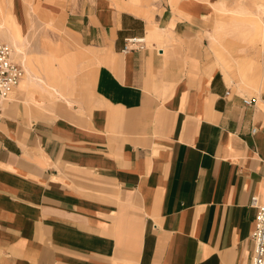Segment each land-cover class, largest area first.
<instances>
[{"label":"crops","instance_id":"crops-1","mask_svg":"<svg viewBox=\"0 0 264 264\" xmlns=\"http://www.w3.org/2000/svg\"><path fill=\"white\" fill-rule=\"evenodd\" d=\"M198 7L156 27L107 0H67L59 63L28 55L21 101L0 104V264H250L264 73L259 60L240 68L251 92L207 60ZM158 32L167 41L147 45ZM129 37L145 46L125 50ZM75 57L91 73H69Z\"/></svg>","mask_w":264,"mask_h":264},{"label":"rangeland","instance_id":"rangeland-1","mask_svg":"<svg viewBox=\"0 0 264 264\" xmlns=\"http://www.w3.org/2000/svg\"><path fill=\"white\" fill-rule=\"evenodd\" d=\"M12 1L15 6L18 18L21 21L23 27V34L26 36V51L28 55L38 64L52 61L54 64H58L59 60L53 59L52 51L56 45L60 43L63 38V26L64 21L62 18V7L66 5L67 0H7ZM95 1V0H91ZM110 3L112 9L128 10L127 8L138 11L140 16L146 17L147 20L152 17V20L156 27L159 26L161 21L178 15L183 17L185 15L184 7L185 3L193 1L197 3L198 8H205V25L204 30L200 34L199 38H205V44L202 45V51L205 52L207 60L213 61L216 66L218 63L222 64L228 72L232 73L239 82L240 88H248L251 92L256 90V84L254 83L252 73H240V68H244L246 63L249 62L248 56L251 57L252 53H255L257 60L260 63V72L264 73V51L260 53L258 50L263 45L264 41V0H107ZM214 5L223 3L226 7V11H218ZM10 5V3H9ZM207 8V9H206ZM0 10L3 13L5 10V0H0ZM64 11V10H63ZM129 11V10H128ZM235 11V12H234ZM6 12V10H5ZM5 12L3 22L6 23L14 31L13 26L8 23L5 18ZM133 12V11H131ZM237 12V13H236ZM239 12H241L239 14ZM246 12V13H245ZM135 13V12H134ZM243 13V14H242ZM245 13V14H244ZM242 14V15H241ZM183 15V16H182ZM1 17V16H0ZM239 20L246 27H254L257 29V33H253L249 36L239 34L235 32L239 30L235 26L227 25L226 30H218L216 28L219 21L228 22L232 20ZM263 23V24H262ZM248 26H247V25ZM251 24V25H249ZM253 24V25H252ZM255 24V26H254ZM243 29V27L241 28ZM263 29V35L258 31ZM158 31V30H157ZM214 31L211 38L209 34ZM149 32V31H148ZM169 37L158 32L154 36H146L147 45L151 46L155 41L158 45H163ZM2 39V37L0 38ZM6 41V40H5ZM175 41V40H174ZM258 46V47H257ZM244 47L248 53L247 56H243V53L239 52L240 48ZM257 48V49H256ZM72 68L69 73H78L81 69V73H91L93 66L92 63L87 61H78L75 58L71 59ZM258 64V63H257ZM238 72V73H237ZM50 74V73H47ZM84 90H89V84L87 80L83 82ZM17 87H15L16 89ZM10 95V97L0 104L7 105L9 102L17 99L21 101V92L17 89ZM68 98L80 99L83 96H91V91L86 94H70L65 93ZM35 96V94H33ZM27 97H25V100ZM49 101V100H48ZM56 104V101H49Z\"/></svg>","mask_w":264,"mask_h":264},{"label":"built area","instance_id":"built-area-1","mask_svg":"<svg viewBox=\"0 0 264 264\" xmlns=\"http://www.w3.org/2000/svg\"><path fill=\"white\" fill-rule=\"evenodd\" d=\"M144 37H129L126 39L125 50L143 48ZM13 46L0 40V102L8 99L23 76V65L14 57ZM246 104L257 101L256 97L244 98ZM253 132L256 127H253ZM251 205L256 207L255 228L252 233L253 254L250 264H264V200L255 196L251 200Z\"/></svg>","mask_w":264,"mask_h":264},{"label":"bare ground","instance_id":"bare-ground-1","mask_svg":"<svg viewBox=\"0 0 264 264\" xmlns=\"http://www.w3.org/2000/svg\"><path fill=\"white\" fill-rule=\"evenodd\" d=\"M6 0H5V10H6ZM215 8L218 10V11H221V12H224L226 11V7L223 3H219L217 5H214ZM5 10L3 11V13L1 12L0 10V38L2 37V39H5L6 41H8V43H10L12 46H13V52L15 53V56H16V59L23 65L25 66L26 65V62L27 61H30V58L28 56V53L26 52V49H25V46H24V38H21V37H18L15 33V31H13L11 29L10 26H8L6 23L3 22V17H4V12ZM235 12V11H234ZM237 13V12H236ZM241 12H239L240 14ZM246 13V12H245ZM244 13V14H245ZM243 14V13H242ZM241 14V15H242ZM19 24V23H18ZM233 25L235 26L236 28H238L239 30L235 31L238 33V36L239 34H244L246 36H249L250 37V34L253 33V31H255L257 33V29H255L254 27H246L245 24H242L239 20H232L230 21V23L228 22H223V21H219L216 28L218 30H222L223 32L226 30L227 28V25ZM263 24V23H262ZM247 25V24H246ZM251 25V24H249ZM253 25V24H252ZM248 26V25H247ZM255 26V24H254ZM264 26V25H263ZM243 27V29H241ZM259 34L263 35V29H261L260 31H258ZM258 47V46H257ZM257 49V48H256ZM260 53H262L264 51V41H263V45L260 47V49L258 50ZM239 52L243 53V56H247L248 53L246 51V49L244 47L240 48ZM248 59L250 63H253L254 61L257 60L256 56H255V53H252V56L249 57L248 56ZM257 63V61H256ZM257 66V65H256ZM222 67V65H221ZM24 68V67H23ZM223 68V67H222ZM252 68V67H251ZM224 69V68H223ZM226 70V69H225ZM25 71V69H24ZM238 73V72H237ZM31 75V74H30ZM227 75V74H226ZM33 76V75H32ZM36 77V76H35ZM21 79V78H20Z\"/></svg>","mask_w":264,"mask_h":264}]
</instances>
